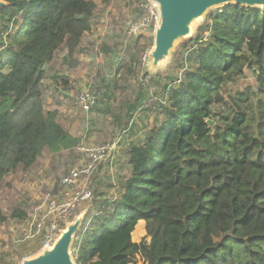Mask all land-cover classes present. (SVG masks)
<instances>
[{
    "label": "trees",
    "instance_id": "1",
    "mask_svg": "<svg viewBox=\"0 0 264 264\" xmlns=\"http://www.w3.org/2000/svg\"><path fill=\"white\" fill-rule=\"evenodd\" d=\"M2 1L0 189L5 177L33 170L45 155L75 160L80 139L56 108L45 109L43 82L55 78L56 65L83 64L94 46L87 34L100 22L95 0ZM127 40L99 45L95 56L125 57L94 90L102 105L116 107L123 132L153 95L156 103L141 110L162 118L126 147L128 174L112 181L115 195L92 192L75 264H132L135 255L142 264H264V7L209 12L182 44L177 66L153 74L160 90L149 85L153 76L146 86L138 80L139 57L153 41ZM249 72L254 83L226 91ZM24 206L9 216L0 208V225L24 220ZM138 221L145 236L137 244Z\"/></svg>",
    "mask_w": 264,
    "mask_h": 264
},
{
    "label": "rangeland",
    "instance_id": "2",
    "mask_svg": "<svg viewBox=\"0 0 264 264\" xmlns=\"http://www.w3.org/2000/svg\"><path fill=\"white\" fill-rule=\"evenodd\" d=\"M95 1L97 3V14L100 15V22L97 26H93L91 31L87 34V40L91 41L94 45L93 49H91L89 55L83 58V64L76 69L66 70L58 65L55 66V78L52 77L53 74H50L49 78L43 82L45 92L44 107L46 110L53 108L58 110L59 118L63 122L64 127L71 135L80 139V144H82V146L109 144L110 146L114 145V149L118 146L120 147L119 154L115 156L113 163L107 160L99 165L88 180V185L91 184L93 193L95 189H98L99 193H102L107 198V196H114L117 190V188L112 187L113 182L117 180L114 164H116L117 160L118 163H121L123 159H125L126 147L129 144L125 143V139L132 136V142H142L148 131V127L157 124L161 120L162 115L157 111L139 109L134 113L132 124L127 128L128 130L123 132L122 127H119L120 125H118L113 117L112 112H115L116 107H113V110H111L109 104L102 105L100 103L101 97L98 98L95 88L100 86L104 80L106 82L110 81L114 70L122 65L125 56L122 53L116 56H112V54L110 56H104L103 54H97V56H95L97 49H99V45L103 42L115 43L120 41L127 44L129 41L127 39H139L140 41L142 37L147 39L146 42H149L153 41L154 32L152 30L144 31L140 36L136 37L130 36L127 32L128 24L141 16V11L137 8L139 0ZM224 7L225 6L217 7L209 12H221L224 10ZM206 16L194 26L193 36L199 31ZM187 40L188 39L181 40L175 44L171 52L170 60L167 64L160 67L156 74L166 75L172 68L177 66L174 60L176 58H183L181 57V47ZM152 46L149 45L145 51L147 55ZM145 52L139 57V62H141L143 70L139 79H137L140 80V82L142 80L146 86L147 82H149V77L153 76L155 83L149 85L152 87L154 85V87L160 90L161 88L156 85V80L158 81V79L147 69L148 58L145 61L142 60ZM60 55L61 53L58 54V56ZM187 63L188 62H186V64ZM180 74L181 73H179V75ZM134 81L135 80L132 79L131 83H134ZM253 81V74L249 72L248 78H238L234 83L228 84L225 89L229 94L233 95L232 89L237 87L240 88ZM255 90H257V87H255ZM85 91H90L96 97L97 105L89 112L82 111L77 102L78 95ZM160 95L162 98L161 92ZM153 96L156 97V99L159 98V96ZM55 98H57V100ZM156 99L152 97V105L156 103ZM116 113L118 112L116 111ZM75 153L77 156L74 158L75 160L73 163H71L69 157L61 154L45 155L43 158L39 159L38 166L33 170L27 173L17 171L4 178L0 189L1 210L5 215L9 216L12 208L23 202L25 205L23 208H25L24 210L27 217L22 221L10 219L6 224L0 225V260H4V262L8 264H20L23 259L33 257L39 253H37L35 249L40 244L38 239H24V235H26L28 229L27 223L35 218L36 215L38 216V214H40L39 206L44 201V198L47 196L55 198L53 196L58 193L62 194L65 191V188L61 187L59 184L61 178L65 177L71 170L81 168L85 162H88L85 156L78 152ZM65 155L68 156V153H65ZM68 161L70 164H68ZM111 178H113L114 181ZM66 189L70 191V187ZM91 201L92 198L88 201L86 200V202L80 203L77 212L80 211L79 214H86V210L89 208V203ZM83 231L84 229H79L73 241L72 253L77 241L81 239ZM144 236L145 234L142 229L140 233L137 230L136 238L133 241H138V244ZM23 255H26V257L23 258ZM132 264H142L140 256L135 255Z\"/></svg>",
    "mask_w": 264,
    "mask_h": 264
},
{
    "label": "built area",
    "instance_id": "3",
    "mask_svg": "<svg viewBox=\"0 0 264 264\" xmlns=\"http://www.w3.org/2000/svg\"><path fill=\"white\" fill-rule=\"evenodd\" d=\"M138 8L141 11V16L127 26V32L132 37L140 36L144 31L152 30L154 32L158 21L155 4L148 0H141L138 3ZM147 58L148 55L145 52L142 60L145 61ZM77 102L82 111L89 112L96 104V97L90 91H85L78 95ZM151 105L152 98L148 99L141 109L149 108ZM114 147V145L110 146L109 144L98 146H82V144H79L75 148V151L85 156L88 162H85L81 168L71 170L65 177L61 178L59 184L65 188V191L62 194L58 193L53 196L55 198L48 196L44 198L39 206L40 214L27 223L28 229L24 239H38L40 241V244L36 247L37 253L53 246L60 231L77 216L79 204L88 201L92 197L93 191L91 190V184L88 185V180L99 165L107 160L113 163L115 156L120 151L119 146L115 149ZM68 187H70V191L66 189Z\"/></svg>",
    "mask_w": 264,
    "mask_h": 264
},
{
    "label": "water",
    "instance_id": "4",
    "mask_svg": "<svg viewBox=\"0 0 264 264\" xmlns=\"http://www.w3.org/2000/svg\"><path fill=\"white\" fill-rule=\"evenodd\" d=\"M157 7L158 21L153 35V46L148 53L147 69L153 74L167 64L175 44L193 37L194 26L202 21L210 10L227 5L263 8L264 0H148ZM7 3L0 0V10ZM210 127L214 122L208 120ZM85 214H78L60 231L49 249L25 258L20 264H75L72 254L73 241L82 225Z\"/></svg>",
    "mask_w": 264,
    "mask_h": 264
},
{
    "label": "crops",
    "instance_id": "5",
    "mask_svg": "<svg viewBox=\"0 0 264 264\" xmlns=\"http://www.w3.org/2000/svg\"><path fill=\"white\" fill-rule=\"evenodd\" d=\"M132 140H133V137L126 138L125 139V143H130V142H132ZM117 161H116V164H114L115 165L114 168H116V179L117 178L119 179V178L125 177L128 174V164H127L126 155H125V159H123V161L121 163L120 162L118 163ZM111 179L113 180V178H111ZM144 227H145V223L143 221H138L137 222L133 232L131 233V241L133 243H137L138 242V241H133V239H132V234L135 232L136 228H138V232L139 233L141 232V229H142V231L145 234ZM90 232H92V231L90 230Z\"/></svg>",
    "mask_w": 264,
    "mask_h": 264
}]
</instances>
